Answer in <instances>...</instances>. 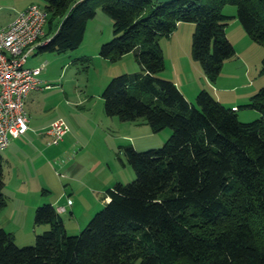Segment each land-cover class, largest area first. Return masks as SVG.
<instances>
[{"label": "trees", "instance_id": "trees-1", "mask_svg": "<svg viewBox=\"0 0 264 264\" xmlns=\"http://www.w3.org/2000/svg\"><path fill=\"white\" fill-rule=\"evenodd\" d=\"M227 3L264 44V0H44L45 25L55 27L39 37V50L77 48L101 7L113 37L99 54L115 61L133 51L141 67L109 80L101 93L106 115L144 118L152 131L171 133L158 148L123 147L135 178L106 188L108 200L78 234L67 233L50 202L35 208L34 224L47 226L33 244L18 246L0 224V264H264V86L245 104L260 116L244 122L208 90L189 101L174 81L158 76L159 37L186 20L195 23L193 58L211 81L217 78L236 53L226 34ZM4 184L0 153V211Z\"/></svg>", "mask_w": 264, "mask_h": 264}, {"label": "rangeland", "instance_id": "rangeland-1", "mask_svg": "<svg viewBox=\"0 0 264 264\" xmlns=\"http://www.w3.org/2000/svg\"><path fill=\"white\" fill-rule=\"evenodd\" d=\"M31 2L44 5V0ZM222 11L225 14L236 13V6L227 3ZM53 24H56L55 20ZM194 26V22L181 20L169 36L159 37L164 67L158 76L166 79L175 76V64L181 73L190 70L196 80L203 76L200 62L191 54ZM46 30L51 32L48 27ZM226 33L234 44L235 56L223 61L214 81L205 74L207 82L210 81L205 88L219 96L224 106L235 104L238 108L235 112L241 121H251L260 113L245 104L264 86V44L253 40L238 19L228 21ZM112 37L113 21L101 7H97L77 48L49 52L36 47L27 58L25 66L42 67V90L35 91L38 111L29 123L26 144L19 145V141L13 139L9 147L15 148L0 150L1 155L8 158L3 161L7 184L3 187L6 204L0 211V217L4 214L1 218L4 225L0 224L14 234L18 246L33 244L35 236L45 229V224L35 225L33 222L36 206L49 202L42 199H50L54 206L64 202L71 204L67 212L60 215L67 233L78 234L104 206L100 204L103 194L95 196L96 186L104 185L105 194L106 188L116 182L127 183L135 178V171L126 160L123 147L131 144L139 151L158 148L171 133L168 127L152 131L144 118L123 121L117 116L106 115L101 93L109 80L121 73L141 71L133 51L115 61L99 54L101 44ZM185 92L188 100L194 101L195 94L189 89ZM57 119H63L68 128L70 126L71 138L73 133L78 138L76 146L69 149L70 153H59L53 151L52 146H46L45 141L50 142L45 132ZM69 156L72 160L68 164L70 167L76 163L80 166L77 172L70 170V174L62 166ZM14 170L29 178V186L18 189L20 187L10 183ZM43 188L47 189L44 194ZM36 203L38 205L35 206Z\"/></svg>", "mask_w": 264, "mask_h": 264}, {"label": "built area", "instance_id": "built-area-1", "mask_svg": "<svg viewBox=\"0 0 264 264\" xmlns=\"http://www.w3.org/2000/svg\"><path fill=\"white\" fill-rule=\"evenodd\" d=\"M47 11L37 3H29L7 25H0V150L12 138L23 136L29 126L25 106L30 91L41 88V66H25L27 58L43 39ZM232 109L237 110L236 106ZM63 119H57L47 128L51 144L59 143L68 131ZM56 210L64 212L66 205Z\"/></svg>", "mask_w": 264, "mask_h": 264}, {"label": "crops", "instance_id": "crops-1", "mask_svg": "<svg viewBox=\"0 0 264 264\" xmlns=\"http://www.w3.org/2000/svg\"><path fill=\"white\" fill-rule=\"evenodd\" d=\"M31 1H33V0H0V25L1 26H4V25H7L8 23H10L14 19V17L16 16V14L18 12H20L21 10H23L29 3H32ZM235 14L236 13H234V12H229L228 13V15L232 16L231 21H234L235 19H237L235 17ZM46 27H47V25L44 26V33L47 32ZM228 38H229V36H228ZM229 40L231 41L230 38H229ZM175 69H176V72H174L175 73V76H172V77L170 76L171 78L170 77H168V78L171 79L172 81H174L176 83V85L178 86V88L182 91V93L185 95V97L187 99H188V97L186 96V92L185 91H188V89L191 90L195 94V96H196V94H197V92L199 90L206 89L205 88V87H207L206 85H210L208 83L210 81L208 80V82H207V79L205 77V73H202L203 76L201 75L200 78H199V80H196L194 78V76L192 75V72H190V70L187 69L186 72L181 73V70L179 69V67L177 66V64H175ZM212 88H214V86ZM40 90H42V88L32 90L26 96L25 105H26V110H27L28 115H29V123L31 121V118L34 117L35 112L38 111L37 104H36V99H37V96L38 95L36 94L35 91H38L39 92ZM208 91L217 100H219L222 103V100H221V98L219 96H217L216 94H214L210 90H208ZM233 106H236V105L235 104H232L231 105V108ZM237 110H238V108H237ZM255 114H256V112H255ZM32 119L34 120V118H32ZM45 126H47V125H45ZM29 129H28V131H29ZM70 129L71 128L69 126V130L67 131V133L65 134V136L63 137V139L59 143H57V144H51L50 143L49 144L47 141H45L47 143L46 146H49V147L52 146L53 147V151H56V152H59V153L60 152H62V153H64V152L70 153L69 152V149L71 147H75L76 146V143L78 142V138H77L76 134L73 133V138L70 137V135H69L70 132H71ZM28 131L23 136L18 137V138H12L11 140L17 139L19 141V145L26 144V142L28 140L26 138L27 137L26 134L28 133ZM19 138H21V139H19ZM41 139H42V142H43V139L44 138L41 137ZM9 144H10V142H9ZM8 148H9V150H11V149H13L15 147H12L11 148L8 145L6 147V149H8ZM69 158H70V156L68 157L67 160L63 161V163H62V166L64 168V171H67V173L70 174V173H72V171H70V170L74 169V172H77L80 169L79 164L76 163V164H74V165H72L70 167V165H68V164L69 163L71 164V161L72 160L70 161ZM7 159H8L7 157H3V161L4 160L6 161ZM13 174L14 175L12 177H10L9 180H10V183H12L14 187H16V188L20 187L18 189H21L23 186H29L30 180H29V178L27 176H24V174H20V172L18 173L17 170L16 171L14 170V173ZM3 177H4V175H3ZM4 183H5L4 185L7 184V181H5V178H4ZM22 189H24V188H22ZM103 190H104V185H102V184L96 186V188L94 189V191L96 193L95 196H98L101 193L103 194V197H102L101 202H100L101 205L104 204L108 200V198L103 193ZM68 199L71 201L70 198H68ZM42 200L43 201H49L51 203V200L50 199H42ZM95 200H98V199L95 198ZM37 203L35 204V206L38 205ZM52 204H53V202H52ZM63 205H66V210L64 212H67L68 206H71V204L68 205L66 202H64ZM57 206H55V207H57ZM61 213H63V212H60V214ZM70 213L72 214V209L70 210ZM3 216H4V214H3ZM3 216L0 217V223L2 225H4V223L1 221V218ZM6 219H7V217H6ZM46 226L47 225H45V228H46Z\"/></svg>", "mask_w": 264, "mask_h": 264}, {"label": "water", "instance_id": "water-1", "mask_svg": "<svg viewBox=\"0 0 264 264\" xmlns=\"http://www.w3.org/2000/svg\"><path fill=\"white\" fill-rule=\"evenodd\" d=\"M155 1L161 3V2H164V1H167V0H155Z\"/></svg>", "mask_w": 264, "mask_h": 264}]
</instances>
